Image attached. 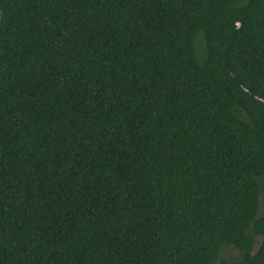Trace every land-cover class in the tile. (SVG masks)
Masks as SVG:
<instances>
[{
	"label": "trees",
	"instance_id": "1",
	"mask_svg": "<svg viewBox=\"0 0 264 264\" xmlns=\"http://www.w3.org/2000/svg\"><path fill=\"white\" fill-rule=\"evenodd\" d=\"M0 264H264V0H0Z\"/></svg>",
	"mask_w": 264,
	"mask_h": 264
}]
</instances>
